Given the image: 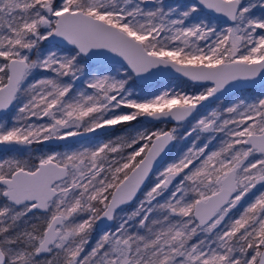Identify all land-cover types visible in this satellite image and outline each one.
<instances>
[{"label":"snow or ice","instance_id":"snow-or-ice-1","mask_svg":"<svg viewBox=\"0 0 264 264\" xmlns=\"http://www.w3.org/2000/svg\"><path fill=\"white\" fill-rule=\"evenodd\" d=\"M161 67L213 86L132 99L121 69L130 77ZM258 75L264 0H0V112L16 111L11 126L0 122L8 150L139 117L195 121L184 133L191 146L124 216L175 127L0 160V264H264V191L230 216L264 186V94L197 118L231 81ZM34 210L42 215L30 224ZM105 219L120 223L91 245Z\"/></svg>","mask_w":264,"mask_h":264},{"label":"rangeland","instance_id":"rangeland-1","mask_svg":"<svg viewBox=\"0 0 264 264\" xmlns=\"http://www.w3.org/2000/svg\"><path fill=\"white\" fill-rule=\"evenodd\" d=\"M164 3L166 5H182L186 4L189 2H186L184 0H164ZM220 27H227L226 24L220 25ZM203 43V42H201ZM120 65H116V67L119 68ZM42 73V72H41ZM42 75V74H39ZM39 77V76H38ZM121 77L122 76V69H121ZM37 78V77H36ZM211 84L206 83V84H200L196 85L190 82L189 80L185 78H178V77H170L167 78L163 81H156L154 83L148 84V85H132L131 83H128L126 87L129 89L131 92V98L132 99H137V100H143V99H151L154 95H159L164 91H178V92H184L188 94L192 93H199L201 91H204L206 87H210ZM90 91V90H89ZM261 94H264V87L261 89H257L253 92L251 91H236L232 93H227L222 95L219 99H217L213 103L207 104V108L205 110H202L200 112V115L197 118H200L204 115H208L211 111L213 110H222L223 108H226L227 106H230L237 102L240 99H245L247 102H253L254 100L258 99L261 97ZM124 111H131L129 109H123ZM16 115V111L14 109H9V111L2 117L0 122H7L8 126H11L13 117ZM226 115V114H225ZM37 123L44 122V121H36ZM195 123L194 120L189 118V120L179 122V123H166V122H158V123H151V122H146L142 119V117H139L137 120H135V123L132 125H128L125 128L118 129L116 131H111L108 134L101 135L99 137L90 139V140H85L82 142H79L75 145H68V146H61L57 149L51 150L48 153L42 152L41 149H38L36 147V144L32 145H17L14 146L15 149L17 150H8L9 147L13 146H2L0 145V160H3L5 158H19V159H31L32 161H38V158L40 156L48 155V154H54V153H64V152H69V151H75V150H80L85 147L87 148H93L97 146L100 143L107 142L109 140L115 141L119 138H125L127 139L130 136H136L138 132H151V131H156L158 129H166L168 128L171 130L172 128L177 129V143L176 147L174 149V152L168 159L162 164V166L154 173L151 179V183L148 185V187L144 190L147 191L148 188H150L156 181V176L159 172L163 171L164 168H166L169 164L173 163L176 161L184 151H186L188 146H191V140L184 139V133L187 130H190L192 125ZM207 134H201V139H203ZM185 142V144H183ZM143 143V142H141ZM199 143V141H197ZM219 146V141H213L212 147H218ZM135 147V146H134ZM132 149H125L124 150V155L126 156ZM116 155V158L119 159L118 154H113ZM142 191V192H144ZM261 191H264V186L261 184H257L256 188L252 189V191L237 205L235 209L232 210L230 213V216L233 218H238V216L243 212V209L247 206L248 203L253 202L256 196L260 194ZM167 195V194H165ZM143 198V193L139 197L136 198L134 208L137 206L139 203V200ZM133 202V203H134ZM42 215V214H41ZM41 215H29L25 219L30 223H39L35 219L37 216ZM125 215V209L122 207V211L120 212V216ZM120 223V220H118L116 226H111L110 228H107L106 230L103 231H97L95 228V225L93 226L91 236L95 235L96 240L100 238L101 235L105 231L109 230H114L118 224ZM96 242V241H95Z\"/></svg>","mask_w":264,"mask_h":264},{"label":"water","instance_id":"water-1","mask_svg":"<svg viewBox=\"0 0 264 264\" xmlns=\"http://www.w3.org/2000/svg\"><path fill=\"white\" fill-rule=\"evenodd\" d=\"M212 15H218V14L213 13ZM109 55L114 56L116 60L120 61V64L124 65V68H127L126 62L123 61V59L121 57L115 56V54H112V53H109ZM129 71H130V69H129ZM132 76H133L134 81L140 85H148V84L154 83L156 81H163V80L170 78V77L185 78V79L189 80L190 82H192L193 84H196V85L206 84V83L211 84V82H209V81H192L188 77L183 76L181 73L176 72V70L171 68V67L153 68V69H150L148 72L142 73L139 76H137L135 74H132ZM230 85H231V87L228 85L225 86L227 91L222 90L223 94L217 93V96L221 97L224 94L231 93V92L243 89V88H253V87H258V86L264 85V78H262L260 75H258L256 77L250 79V80L231 81ZM211 86H213V85L211 84ZM215 100H216L215 98H210L209 101H205L203 103L209 104ZM7 111L6 112H0V119L7 113ZM142 119L146 122H151V123H158V122L177 123L174 120L157 121V120H153L152 118H149V117H142ZM115 126H106L103 129H97L95 132L85 133L82 136H78V137H69L66 140H50V141H44V142L50 143V144H60V145L70 144V143H74V142H80V141H84L86 139L92 138L94 136L108 134L115 129ZM164 130H169V129L166 128ZM172 145H173V141L165 148V151L163 153H161V155L159 157H157V160L153 164V171L150 173L149 178L167 160V155H168ZM149 178L146 180L145 185L147 184ZM138 195H139V193L137 194V197H138ZM133 201L130 202L129 204H126V205L132 204ZM126 205H123L122 207H124ZM113 222H114V220L109 221L106 219L103 221H97V223L95 224V228L97 231H103V230H106L107 228H110L112 226Z\"/></svg>","mask_w":264,"mask_h":264},{"label":"trees","instance_id":"trees-1","mask_svg":"<svg viewBox=\"0 0 264 264\" xmlns=\"http://www.w3.org/2000/svg\"><path fill=\"white\" fill-rule=\"evenodd\" d=\"M41 47H42V48H46V47H47V42H45L44 44H42ZM33 58H35V57H33ZM115 67H116V65H115ZM119 67H120V66H119ZM129 72H130V71H129ZM39 74H42V75H39ZM48 75H51V73H45V72H42V73H41V72H37V73H36V77H37V78H39V77H41V76H48ZM38 76H39V77H38ZM122 76H123V78H128V83H131L132 85H137V86L140 85V84H137V83L134 81L132 74H131L130 77H125V76H124V71H123V69H122ZM254 91H255V90H254ZM134 123H135V121L122 122L121 124L116 125V126H115V129H114L113 131H116V130L121 129V128H125V127H127L128 125H132V124H134ZM96 137H98V136H94V137H92V138H90V139H93V138H96ZM177 137H178V134H177ZM176 143H177V139L173 141V145H172V147H171V149H170V151H169V153H168V155H167V159H168V157H170V156L172 155V153L174 152V149H175V147H176ZM183 144H185V142H184ZM30 159H33V158H30ZM153 175H154V174H152V176H153ZM152 176L149 178V180H148L146 186L143 188L142 191H144V190L148 187V185L151 183ZM142 191L139 193L138 197H139L140 195H142V193H143ZM159 199H160V202L163 203L164 198H159ZM135 200H136V199H135ZM135 200H134V201H135ZM134 201H133V202H134ZM134 205H135V202L132 203V204H130V205H126V206L123 207V208L125 209V215L128 214V213H130V212L134 209ZM119 215H120V213H119ZM118 220H119V219H114V222H113V224H112L113 227L116 226ZM200 238H203V236H201ZM95 241H96V236H95V235H92V236H91V245H94V244H95ZM194 241H195V238H194Z\"/></svg>","mask_w":264,"mask_h":264},{"label":"flooded vegetation","instance_id":"flooded-vegetation-1","mask_svg":"<svg viewBox=\"0 0 264 264\" xmlns=\"http://www.w3.org/2000/svg\"><path fill=\"white\" fill-rule=\"evenodd\" d=\"M184 1H186V2H190L189 0H184ZM264 87V85H261V86H258V87H253V88H243V89H240V90H237V91H239V92H244V91H251V92H253L254 90H257V89H261V88H263ZM234 92H236V91H234ZM232 93V92H231ZM217 100V99H216ZM215 100V101H216ZM215 101H213V102H215ZM213 102H211V103H213ZM207 105V104H206ZM9 111V110H8ZM7 111V112H8ZM2 119V118H1ZM0 119V120H1ZM99 136H101V135H98V137ZM86 140H90V138L89 139H86ZM85 141V140H84ZM80 142H82V141H80ZM77 143H79V142H74V143H70V144H65V145H60V144H50V143H45V142H41V143H39V144H37V143H34V144H36V147L38 148V149H41V151L42 152H45V153H48V152H50L51 150H54V149H57V148H59V147H61V146H68V145H75V144H77ZM34 214H37V215H41L42 213L41 212H38V211H36V210H34V212L33 213H30L29 215H34ZM28 215V216H29Z\"/></svg>","mask_w":264,"mask_h":264}]
</instances>
